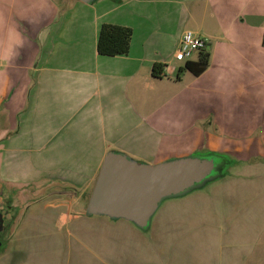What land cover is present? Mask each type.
<instances>
[{"label": "crops", "instance_id": "0c3cea01", "mask_svg": "<svg viewBox=\"0 0 264 264\" xmlns=\"http://www.w3.org/2000/svg\"><path fill=\"white\" fill-rule=\"evenodd\" d=\"M105 23L132 29L128 53L99 52ZM185 30L209 41L200 74L174 58ZM199 148L235 174L166 198L138 231L165 226L184 262L242 261L264 238V0H0L2 183L58 184L81 214L109 152L156 164Z\"/></svg>", "mask_w": 264, "mask_h": 264}, {"label": "rangeland", "instance_id": "374dc122", "mask_svg": "<svg viewBox=\"0 0 264 264\" xmlns=\"http://www.w3.org/2000/svg\"><path fill=\"white\" fill-rule=\"evenodd\" d=\"M188 156L216 157L213 173L188 192L203 189L213 181L235 174L234 170L238 169L228 159L221 162L217 152L206 148H199ZM59 188L58 184L47 183L30 187L2 183L1 201L10 207L11 215L0 225V264H193L170 254L169 231H164V225L161 232H156L155 243L140 234H145L147 227L139 229L132 222L112 217V220L87 217L84 214L86 199L81 200V214L75 213L74 209L79 207H74L69 215L64 213L63 208L72 204L73 200L59 197ZM35 202L39 205L33 209ZM178 204L173 206V212L178 210ZM166 224L175 227L174 220L168 219ZM172 233L178 234L175 231ZM187 242L192 243V239ZM212 242L215 240L212 239ZM262 242L264 238L255 248V254L244 256L242 261L234 255L210 257V262L200 264H264Z\"/></svg>", "mask_w": 264, "mask_h": 264}, {"label": "water", "instance_id": "95a60500", "mask_svg": "<svg viewBox=\"0 0 264 264\" xmlns=\"http://www.w3.org/2000/svg\"><path fill=\"white\" fill-rule=\"evenodd\" d=\"M215 167L213 157L185 156L151 164L111 151L101 167L86 213L125 219L145 228L164 199L186 193L202 183ZM1 198L0 184V205ZM4 209L0 211V225Z\"/></svg>", "mask_w": 264, "mask_h": 264}, {"label": "trees", "instance_id": "16d2710c", "mask_svg": "<svg viewBox=\"0 0 264 264\" xmlns=\"http://www.w3.org/2000/svg\"><path fill=\"white\" fill-rule=\"evenodd\" d=\"M132 35L133 31L130 27L105 23L101 27L98 50L106 55L126 54L131 46ZM209 56L208 52H202L197 61H187L184 68L200 74L209 64ZM154 66L155 76L161 77L164 64L156 63ZM217 157L221 162L226 160V158Z\"/></svg>", "mask_w": 264, "mask_h": 264}, {"label": "built area", "instance_id": "2783aa9c", "mask_svg": "<svg viewBox=\"0 0 264 264\" xmlns=\"http://www.w3.org/2000/svg\"><path fill=\"white\" fill-rule=\"evenodd\" d=\"M208 39L196 34L191 30H185L180 38L174 58L179 62H187L195 55L205 51L208 46Z\"/></svg>", "mask_w": 264, "mask_h": 264}, {"label": "flooded vegetation", "instance_id": "af4514ba", "mask_svg": "<svg viewBox=\"0 0 264 264\" xmlns=\"http://www.w3.org/2000/svg\"><path fill=\"white\" fill-rule=\"evenodd\" d=\"M3 196V195H2ZM3 200H4V198H3ZM4 207L6 208V209H4ZM2 209H4V211H5V214H4V219H3V221L8 217V216H10L11 215V211H10V207L8 206V205H6V203L4 202V201H2V204L0 205V211L2 210ZM2 221V222H3Z\"/></svg>", "mask_w": 264, "mask_h": 264}]
</instances>
